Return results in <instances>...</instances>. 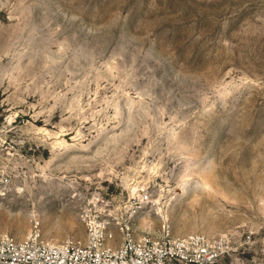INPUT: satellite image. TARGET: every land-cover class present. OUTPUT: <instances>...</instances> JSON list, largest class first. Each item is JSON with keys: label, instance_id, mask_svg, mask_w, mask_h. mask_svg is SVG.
Returning a JSON list of instances; mask_svg holds the SVG:
<instances>
[{"label": "rangeland", "instance_id": "1", "mask_svg": "<svg viewBox=\"0 0 264 264\" xmlns=\"http://www.w3.org/2000/svg\"><path fill=\"white\" fill-rule=\"evenodd\" d=\"M128 215L264 264V0H0V236Z\"/></svg>", "mask_w": 264, "mask_h": 264}, {"label": "built area", "instance_id": "2", "mask_svg": "<svg viewBox=\"0 0 264 264\" xmlns=\"http://www.w3.org/2000/svg\"><path fill=\"white\" fill-rule=\"evenodd\" d=\"M138 202L147 201L140 194ZM89 220L84 243H49L38 234L0 236V264H218L231 248L227 238L203 234L174 237L168 229L137 236L130 223ZM116 228V230H115ZM116 233L120 234L115 244Z\"/></svg>", "mask_w": 264, "mask_h": 264}]
</instances>
